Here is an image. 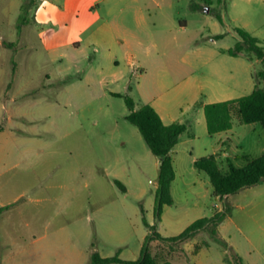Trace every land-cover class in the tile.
Returning <instances> with one entry per match:
<instances>
[{"label": "rangeland", "instance_id": "1", "mask_svg": "<svg viewBox=\"0 0 264 264\" xmlns=\"http://www.w3.org/2000/svg\"><path fill=\"white\" fill-rule=\"evenodd\" d=\"M207 1L0 0V264H90L93 253L137 260L148 234L178 236L226 207L218 236L229 249L203 230L187 241L153 236L151 254L172 264H264V181L221 200L194 167L215 151L237 167L264 154L259 123L235 116L227 136L211 137L201 108L254 90L261 61L227 51L237 28L264 48V2ZM126 96L188 126L171 154L173 203L160 222L159 160L126 120Z\"/></svg>", "mask_w": 264, "mask_h": 264}, {"label": "trees", "instance_id": "2", "mask_svg": "<svg viewBox=\"0 0 264 264\" xmlns=\"http://www.w3.org/2000/svg\"><path fill=\"white\" fill-rule=\"evenodd\" d=\"M217 18L222 22L220 15H217ZM236 32L240 37V41L227 53L232 57L248 55L249 60H252L254 55L261 61L263 69L257 72L255 76L257 84L250 94L236 99L203 105L207 132L210 136L231 130L235 116L243 124L259 123L264 128V48L260 45V39L252 36L246 30L237 28ZM222 36L218 35L216 38ZM125 103L129 111L126 120L138 128L150 151L159 160L154 218L156 222H160L163 207L173 203L171 186L176 178V172L171 153L179 143L181 136L188 131V126L178 122L170 125L164 124L160 114L154 107L145 104L137 108L134 99L129 96L125 97ZM227 161V172L222 171L214 155L200 158L194 162L196 169L208 175L216 197L223 199L244 188L264 181V154L256 159L249 160L241 167H237L230 159ZM115 183L123 192H126L125 186L120 181L116 180ZM229 214L230 209L226 207L225 211L194 221L180 235L168 239L155 232L153 235L148 234L137 260L124 261L119 256L105 258L99 253H93L90 264H172L170 261L158 262L151 254L150 241L154 239L153 236L169 241H187L203 230L210 232L216 240H219L228 248V245L218 236V227ZM143 223L147 229L155 230V225H151L144 216ZM234 261L238 264L237 259Z\"/></svg>", "mask_w": 264, "mask_h": 264}, {"label": "crops", "instance_id": "3", "mask_svg": "<svg viewBox=\"0 0 264 264\" xmlns=\"http://www.w3.org/2000/svg\"><path fill=\"white\" fill-rule=\"evenodd\" d=\"M135 1H137V0H135ZM259 1H260V2H264V0H259ZM207 3H208V4H211V3H212V0H208ZM168 8H169L170 11L173 10V5H172L171 3H169V2H168ZM91 9L94 10L93 7H92ZM193 9H194V10H199V8H198L197 6H193ZM180 28H181V30H185V29L187 28V22H186V21H180ZM108 29H109L110 31H116V32H120V31H123V30H124L123 27L120 26L119 23L110 24V22H108ZM251 61H252V60H251ZM231 99H236V98H226V97H225V98H218V99H215V100H210V101H208V102L203 103V104L201 105V108L203 109V105L208 104V103L221 102V101H226V100H231ZM149 105H151L152 107L155 108V110L160 114V116H161V118H162V120H163V122H164V117H163V115L161 114V112L158 110V108H157L155 105H153V104H149ZM164 124H166V123L164 122ZM170 124H172V123H169V124H166V125H170ZM230 131H232V129H231V130H228V131H226V132H222V133L216 134V135H214V136H218L219 138H221V136H224V135L227 136V133L230 132ZM214 136H211V137H214ZM181 137H182V136H181ZM226 140L229 141L228 137L226 138ZM221 141H222V144L225 145V141H224V140H221ZM174 150H175V149H174ZM174 150L172 151V153L174 152ZM172 153H171V154H172ZM218 154H220V156L222 155V158H224V156H225V158H226L227 160H228V159H231V155L228 154V153H226V152L219 153V151H215V152H213L212 155L216 156V158H217V160H218V157H217ZM171 156H172V155H171ZM173 165H174V162H173ZM174 168H175V167H174ZM175 172H176V170H175ZM175 181H176V178H175L174 182H175ZM174 182H173V183H174ZM173 183H172V184H173ZM171 187H172V186H171ZM229 197H230V195L227 196V197H225V198H223V199H221L220 197H218V198H220L221 200H227V201H228ZM216 206H217V205H216Z\"/></svg>", "mask_w": 264, "mask_h": 264}]
</instances>
